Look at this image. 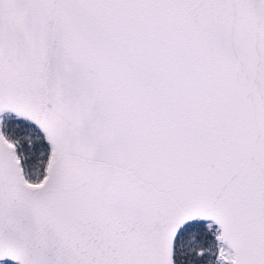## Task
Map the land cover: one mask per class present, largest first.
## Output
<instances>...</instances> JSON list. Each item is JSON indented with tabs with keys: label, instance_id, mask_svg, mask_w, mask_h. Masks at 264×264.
Segmentation results:
<instances>
[{
	"label": "snow or ice",
	"instance_id": "6c2138e0",
	"mask_svg": "<svg viewBox=\"0 0 264 264\" xmlns=\"http://www.w3.org/2000/svg\"><path fill=\"white\" fill-rule=\"evenodd\" d=\"M0 264H264V0H0Z\"/></svg>",
	"mask_w": 264,
	"mask_h": 264
}]
</instances>
